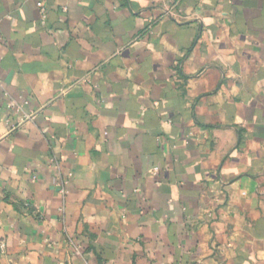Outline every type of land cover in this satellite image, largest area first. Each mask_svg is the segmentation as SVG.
Listing matches in <instances>:
<instances>
[{
  "label": "crops",
  "instance_id": "obj_1",
  "mask_svg": "<svg viewBox=\"0 0 264 264\" xmlns=\"http://www.w3.org/2000/svg\"><path fill=\"white\" fill-rule=\"evenodd\" d=\"M0 264H264V0H0Z\"/></svg>",
  "mask_w": 264,
  "mask_h": 264
},
{
  "label": "built area",
  "instance_id": "obj_2",
  "mask_svg": "<svg viewBox=\"0 0 264 264\" xmlns=\"http://www.w3.org/2000/svg\"><path fill=\"white\" fill-rule=\"evenodd\" d=\"M38 6L40 7V10H41V11H43V8H42V6H41V4H40V3L38 4ZM54 162H55V161H54ZM53 164H54V165H56V162H55V163H53Z\"/></svg>",
  "mask_w": 264,
  "mask_h": 264
}]
</instances>
